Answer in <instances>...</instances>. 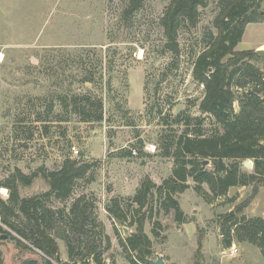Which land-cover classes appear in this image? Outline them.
Masks as SVG:
<instances>
[{
	"label": "rangeland",
	"instance_id": "rangeland-1",
	"mask_svg": "<svg viewBox=\"0 0 264 264\" xmlns=\"http://www.w3.org/2000/svg\"><path fill=\"white\" fill-rule=\"evenodd\" d=\"M169 2L143 0L134 14L124 15L125 0H0V181L12 185L16 168L27 175L41 166L57 168L66 156L90 163V171L76 181L68 200L51 197L47 205L62 210L80 195L90 197L105 233L111 237V247L103 253L109 264H131L127 256L132 258L134 253L123 249L119 239L135 231V215L144 211L152 215L144 225L152 241L151 259L161 255L165 264H264L261 250L252 243L234 239L225 247L221 231L228 213L264 217V177L256 184L230 187L225 195L214 199L199 195L193 188L194 181L188 178L189 188L176 195L184 222L175 221L172 212L159 210L156 199L134 210L137 205L131 198L146 176L160 184L171 175L174 158L163 153L166 149L173 151L172 135L187 127L205 135L220 130L212 116L200 111L203 85L192 75L196 56L207 46L209 34L217 32L214 20L221 10L220 2L207 0L200 7L197 24L179 28L176 51L166 46L160 23ZM250 23L245 25L235 50L255 51L252 48L264 41V22ZM45 47H65L68 52L88 56L96 82L75 83L72 88L103 99L101 122H84L71 116L69 121L51 122L45 128L31 121L36 112L43 113L51 93L59 91L43 67ZM101 59L104 72L110 69L102 79ZM253 63L264 68V57ZM233 89L238 96L240 90L235 86ZM233 106L237 112L238 99ZM55 110L59 111V106ZM158 111L162 117L157 116ZM186 117L191 118L188 125L184 124ZM197 117L202 118L200 124ZM16 123L22 131L15 135ZM29 133L32 136L25 139ZM208 160L203 166L212 167ZM242 169L252 171L253 161L250 167L242 164ZM254 186L258 187L257 193L237 213V205L252 195ZM202 187L209 192L206 184ZM47 190L49 186L41 176L29 185L18 184L21 197ZM9 193L8 187H0L2 199L6 200ZM114 199L127 215L124 222L114 224L106 211ZM11 219L21 224L20 218ZM3 226L20 237L9 226ZM5 235L6 238L0 236V264H22L26 258L44 257L39 250L21 248ZM56 239L60 261L80 264L78 258L68 260L64 241Z\"/></svg>",
	"mask_w": 264,
	"mask_h": 264
},
{
	"label": "trees",
	"instance_id": "trees-1",
	"mask_svg": "<svg viewBox=\"0 0 264 264\" xmlns=\"http://www.w3.org/2000/svg\"><path fill=\"white\" fill-rule=\"evenodd\" d=\"M125 1L124 15L134 14L143 2ZM206 2L207 0H170L160 18L167 40L166 46L170 50L176 51L178 30L183 24H197L200 7ZM219 2L221 10L214 20L217 32L209 34L207 46L196 56L192 75L203 85L200 111L212 116L220 130L205 135L199 129L191 132L187 127L178 135H172L173 151L166 149L163 153L166 157L174 158L172 173L160 184L147 176L140 182L131 198L137 205L135 211L156 199L159 210L164 213L172 212L175 221L184 222L185 217L176 195L189 188L188 178L194 181L193 188L199 195L214 199L225 195L230 187L256 184L264 177V68L253 63L254 60H262L264 56L253 50L234 49L241 41L247 23L264 20V0ZM55 50H58L57 54L53 55ZM43 51L46 60L43 67L52 79V86L59 91L51 93L45 102L43 113L36 112L31 121L40 122L45 128L51 122L69 121L71 116L84 122H101L104 118L103 99L72 88L75 83L96 82L95 70L88 64V56L81 52H68L65 47H45ZM99 63L103 65L102 59ZM107 70L105 68L104 72L103 66L101 67L100 79ZM234 86L240 90L238 96L235 95ZM106 87L108 92L111 91V78L107 79ZM235 99L239 100L237 112L233 106ZM56 106H59V111L55 110ZM157 116L162 117V112L158 111ZM190 120V117H186L184 124L188 125ZM195 120L199 124L202 122L199 117ZM17 125L19 124L16 123L15 135L22 131ZM31 136L29 133L25 139ZM204 159H210L212 167L203 166ZM246 159L253 161V170L250 172L242 169V163ZM90 168V163L66 156L57 168L41 166L31 175L16 168L11 176L15 180L12 185L0 181V187L10 189L6 200L0 197V236L7 234L19 247L35 252L37 249L44 255L39 259L26 258L22 264H68L67 261L57 260L59 245L56 237L64 241L69 261L78 258L80 264H109L103 253L111 247V237L105 233L104 224L98 219L90 197L80 195L62 210H55L47 205L51 197L59 201L68 200L76 181L85 177ZM37 176L47 182L49 190L21 197L18 184L29 185ZM203 184L207 185L209 192L205 191ZM257 191L258 187L254 186L252 195L237 205V213L243 211ZM106 211L114 222H124L127 219L118 199L112 200L106 206ZM135 216V231L125 239H119V244L123 249L134 253L132 258L126 255L131 264H150L147 259L152 253V241L144 231V225L152 215L144 211ZM11 217L20 218L21 224L11 221ZM226 222L221 226L225 247H229L234 239L249 242L257 246L264 257L263 217H246L244 214L237 217L228 213ZM156 223L159 224L158 221ZM3 225L15 230L20 237L11 234ZM57 229L59 231L55 233ZM152 233L158 235L154 228Z\"/></svg>",
	"mask_w": 264,
	"mask_h": 264
},
{
	"label": "water",
	"instance_id": "water-1",
	"mask_svg": "<svg viewBox=\"0 0 264 264\" xmlns=\"http://www.w3.org/2000/svg\"><path fill=\"white\" fill-rule=\"evenodd\" d=\"M255 52L258 53L261 56H264V49H261V48L255 49ZM208 163H209V160L208 159H204L202 161V164L203 165H207ZM242 164L245 167H250L251 166V160L250 159H246L245 161H243ZM1 237L6 238V235L5 234H2ZM60 259H61L60 258V255L58 254L57 255V260H60ZM147 261L150 264H165L164 259L162 258L161 255H159L156 259L148 258Z\"/></svg>",
	"mask_w": 264,
	"mask_h": 264
},
{
	"label": "crops",
	"instance_id": "crops-1",
	"mask_svg": "<svg viewBox=\"0 0 264 264\" xmlns=\"http://www.w3.org/2000/svg\"><path fill=\"white\" fill-rule=\"evenodd\" d=\"M263 4H264V2H263ZM263 8H264V6H263ZM263 12H264V10H263ZM264 21H262V22H254L255 24H259V23H263ZM250 24H252V23H250ZM247 27V26H246ZM245 30H246V28H245ZM244 30V31H245ZM242 38H243V36H242ZM264 46V41L263 42H261V43H258V44H256L252 49H258V48H262ZM262 217V216H261ZM264 218V217H263ZM111 220H112V222H114V220H113V218H111ZM114 224H115V222H114ZM108 234H109V232H108ZM253 264V263H252Z\"/></svg>",
	"mask_w": 264,
	"mask_h": 264
},
{
	"label": "built area",
	"instance_id": "built-area-1",
	"mask_svg": "<svg viewBox=\"0 0 264 264\" xmlns=\"http://www.w3.org/2000/svg\"><path fill=\"white\" fill-rule=\"evenodd\" d=\"M72 148V150L74 151V153H78V151L75 149V147L73 146V147H71Z\"/></svg>",
	"mask_w": 264,
	"mask_h": 264
}]
</instances>
